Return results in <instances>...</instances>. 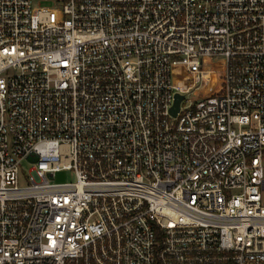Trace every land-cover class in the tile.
Segmentation results:
<instances>
[{
	"label": "built area",
	"instance_id": "built-area-1",
	"mask_svg": "<svg viewBox=\"0 0 264 264\" xmlns=\"http://www.w3.org/2000/svg\"><path fill=\"white\" fill-rule=\"evenodd\" d=\"M34 1L0 0V264H264V0Z\"/></svg>",
	"mask_w": 264,
	"mask_h": 264
},
{
	"label": "rangeland",
	"instance_id": "rangeland-1",
	"mask_svg": "<svg viewBox=\"0 0 264 264\" xmlns=\"http://www.w3.org/2000/svg\"><path fill=\"white\" fill-rule=\"evenodd\" d=\"M33 4L35 7H52V6H54L53 2H51V1H37V0H35ZM221 59L222 58L219 57L216 59V61H219ZM173 72L176 73L178 76V85L182 89H185L186 88L185 79L187 77V72H186L185 66L176 65L173 67ZM184 105H186V104H184ZM31 168H32V164H30V162L28 160L25 159L22 161L20 184H22V185L27 184L26 176L29 175ZM74 180H76V175H75L74 171H71V170L60 171L55 175V181L56 182H68V181H74Z\"/></svg>",
	"mask_w": 264,
	"mask_h": 264
},
{
	"label": "water",
	"instance_id": "water-1",
	"mask_svg": "<svg viewBox=\"0 0 264 264\" xmlns=\"http://www.w3.org/2000/svg\"><path fill=\"white\" fill-rule=\"evenodd\" d=\"M183 99V96L180 94H177L176 96V101H175V105L173 106V108L171 109V112L173 115H176L178 110H179V106H180V102Z\"/></svg>",
	"mask_w": 264,
	"mask_h": 264
}]
</instances>
